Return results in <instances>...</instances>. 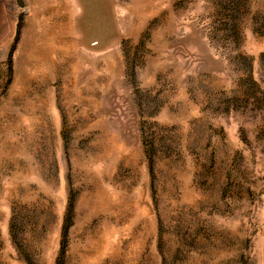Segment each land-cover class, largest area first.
Here are the masks:
<instances>
[{
    "label": "rangeland",
    "instance_id": "obj_1",
    "mask_svg": "<svg viewBox=\"0 0 264 264\" xmlns=\"http://www.w3.org/2000/svg\"><path fill=\"white\" fill-rule=\"evenodd\" d=\"M0 264H264V0H0Z\"/></svg>",
    "mask_w": 264,
    "mask_h": 264
},
{
    "label": "trees",
    "instance_id": "obj_2",
    "mask_svg": "<svg viewBox=\"0 0 264 264\" xmlns=\"http://www.w3.org/2000/svg\"><path fill=\"white\" fill-rule=\"evenodd\" d=\"M71 209H72V207L69 206V208H68V216H69V217H70V214H71ZM67 229H68V226H65V227H64V232H66ZM64 236H66V235L64 234ZM61 254H62V255L64 254V249L61 250Z\"/></svg>",
    "mask_w": 264,
    "mask_h": 264
}]
</instances>
